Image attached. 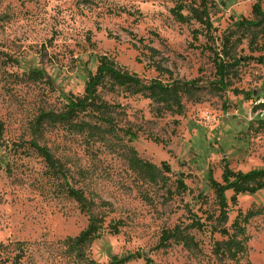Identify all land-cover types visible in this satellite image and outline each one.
Here are the masks:
<instances>
[{
	"label": "rangeland",
	"instance_id": "1",
	"mask_svg": "<svg viewBox=\"0 0 264 264\" xmlns=\"http://www.w3.org/2000/svg\"><path fill=\"white\" fill-rule=\"evenodd\" d=\"M258 2L264 11V0H0V264H75L66 240L91 216L103 220L101 238L85 251L96 264L139 251L154 264H234L214 253L227 238L214 231L219 207L210 178L222 183L226 165L242 173L264 169V22L240 25L260 21ZM177 9L187 22L176 18ZM194 11H206L212 28L193 19ZM223 48L232 65L221 85ZM96 56L145 85L177 83L181 108L107 82L99 91L114 131L84 114L62 119L69 98L83 96L96 73ZM34 67L47 78L32 79ZM32 142L50 151L58 169ZM135 158L155 169L138 168ZM70 188L83 193L90 212ZM232 196L228 229L239 214L264 206V190L236 204ZM196 221L205 226L189 231L192 251L177 244L154 250L163 231ZM113 223L121 224L118 234L110 233ZM246 233L240 264H264V214L248 221Z\"/></svg>",
	"mask_w": 264,
	"mask_h": 264
},
{
	"label": "trees",
	"instance_id": "2",
	"mask_svg": "<svg viewBox=\"0 0 264 264\" xmlns=\"http://www.w3.org/2000/svg\"><path fill=\"white\" fill-rule=\"evenodd\" d=\"M174 13L176 18L182 23L187 22L189 19L183 16L181 9H177ZM253 14L260 18V21H242L240 25L243 26L246 23L250 27H260L264 22V11L260 2L253 6ZM192 15V18L202 25L211 27L209 14L206 11L201 13L194 11ZM149 52L152 54V57L158 56V51L153 48H149ZM230 60L229 54L223 48L220 56L218 55V62L216 64L221 85H224L227 77L228 66L232 65V63L227 62ZM96 61L98 63L97 71L95 74H89L83 96L69 98L66 110L61 116L62 119L67 121L76 120L81 114H84L86 117H94L98 123L107 126L110 131H114L113 118L110 116L111 106L102 99L99 91L107 82H112L114 86L120 87H140V91L149 93L148 98L159 104L167 105L168 109H173V107L181 108L179 97L181 86L177 83L163 84L160 81L153 80L149 85H145L137 75L119 67L108 56H96ZM235 65H238L236 61ZM155 68L157 72L172 77V72L161 64H155ZM29 75L35 80L47 78L45 70L37 67L32 68ZM81 125L88 127L90 124L84 123ZM2 129V125L0 124V133H2ZM129 135L136 138V134L129 132ZM31 146L40 153L50 167L58 169V163L48 149L41 147L36 142H32ZM133 163L138 168L147 172L155 169L151 164L137 158L133 159ZM164 167L167 166L165 165ZM210 185L215 192L219 207V216L215 219L214 231L227 238V240L216 244L214 253L222 259H228L234 262V264H240L241 259L246 255L247 243L249 241L246 233V224L250 219L264 214V206L257 211H250L244 216L239 214L232 223L231 228L228 229L226 227L229 222V200L227 199V193H233L230 200L233 204H236L239 196L246 194L255 195L259 191L264 190V169L242 173L240 171L235 172L226 165L222 183L210 178ZM68 192L70 197L76 200L83 210L90 212L87 199L80 190L70 188ZM102 222L103 220L100 217L91 216L88 227L78 237L66 240L68 248L76 252L77 262L75 264H96L93 259L86 255L85 251L88 245L101 238ZM120 225V223L110 224V233L118 234ZM204 226L205 224L201 221H196L186 228L177 226L172 230H165L154 250H164L169 248L171 244H177L183 245L184 248L192 251L197 244L189 231L192 229L202 230ZM136 260H143L146 264H154L153 259L149 257L148 253L143 251L128 253V255L122 258L115 257L107 264H128Z\"/></svg>",
	"mask_w": 264,
	"mask_h": 264
},
{
	"label": "built area",
	"instance_id": "3",
	"mask_svg": "<svg viewBox=\"0 0 264 264\" xmlns=\"http://www.w3.org/2000/svg\"><path fill=\"white\" fill-rule=\"evenodd\" d=\"M260 102H258L260 105V110H259V116L264 117V99L260 98L259 100Z\"/></svg>",
	"mask_w": 264,
	"mask_h": 264
}]
</instances>
